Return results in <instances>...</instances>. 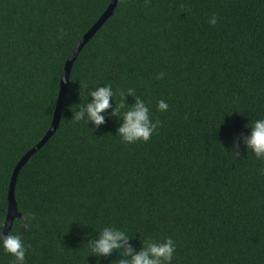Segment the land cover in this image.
<instances>
[{"label":"trees","instance_id":"1","mask_svg":"<svg viewBox=\"0 0 264 264\" xmlns=\"http://www.w3.org/2000/svg\"><path fill=\"white\" fill-rule=\"evenodd\" d=\"M111 2L0 0V231L13 171L51 127L66 61ZM107 84L105 123L74 121ZM128 89L161 122L148 143L117 136V102H136ZM262 118L264 0H120L73 65L58 130L18 176L10 233L26 264L130 261L123 249L92 254L104 228L124 231L136 253L172 238V264H264V161L245 144ZM0 264H13L2 248Z\"/></svg>","mask_w":264,"mask_h":264},{"label":"clouds","instance_id":"2","mask_svg":"<svg viewBox=\"0 0 264 264\" xmlns=\"http://www.w3.org/2000/svg\"><path fill=\"white\" fill-rule=\"evenodd\" d=\"M208 23L215 26L218 17L213 15ZM164 78V73L156 76L157 80ZM116 93L111 84L97 87L90 93L91 102L87 103L86 109L82 108L74 112V121H85L95 124L98 127L105 123L104 113L112 107L111 101ZM124 97L125 93H120ZM127 95L136 97V102L132 106H126L123 102H117V107L113 110V115L122 121L118 129L117 136L126 144L148 143L153 134L161 126L159 120H153L151 108L148 104L136 96L134 89H128ZM156 110L167 112L169 104L161 99L157 101ZM246 150L255 156L257 160L264 161V118L254 121L251 125V135L245 139ZM235 156H239L238 145L232 151ZM264 175V169L259 170ZM35 216L28 215L23 219L22 226L25 231L31 230ZM0 231V248L4 253L13 257V264H26V254L28 248L22 237L15 233L4 236ZM125 246H128L125 249ZM92 254L96 256H108L114 250H124V254L131 257V260H122L120 264H172L176 244L172 238H166L163 242L148 241L146 246L136 253L130 246L129 237L124 231L113 228H104L98 240L90 246Z\"/></svg>","mask_w":264,"mask_h":264},{"label":"water","instance_id":"3","mask_svg":"<svg viewBox=\"0 0 264 264\" xmlns=\"http://www.w3.org/2000/svg\"><path fill=\"white\" fill-rule=\"evenodd\" d=\"M119 1L120 0H112L107 11L102 15V17L97 21V23L83 36V38L76 45L71 55L69 56L68 60L66 61L63 74L61 77L60 91H59L58 101L54 111L51 127L46 133L45 137L34 148H32L22 157V159L19 161V163L16 165L13 171L9 186L8 199H7L8 213H7L5 226L3 229L4 236L10 234L15 219L22 218V215L18 211L16 195H15L18 176L21 170L23 169V167L31 159V157L34 156L38 151H40L58 130L69 95L70 76L73 65L77 60L79 54L87 45V43L96 35V33L102 28V26L107 22V20L113 15Z\"/></svg>","mask_w":264,"mask_h":264}]
</instances>
